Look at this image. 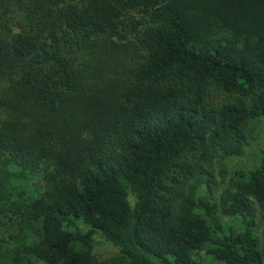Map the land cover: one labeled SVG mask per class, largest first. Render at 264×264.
I'll return each mask as SVG.
<instances>
[{
  "label": "trees",
  "instance_id": "trees-1",
  "mask_svg": "<svg viewBox=\"0 0 264 264\" xmlns=\"http://www.w3.org/2000/svg\"><path fill=\"white\" fill-rule=\"evenodd\" d=\"M263 119L264 0H0V264H264Z\"/></svg>",
  "mask_w": 264,
  "mask_h": 264
},
{
  "label": "rangeland",
  "instance_id": "rangeland-1",
  "mask_svg": "<svg viewBox=\"0 0 264 264\" xmlns=\"http://www.w3.org/2000/svg\"><path fill=\"white\" fill-rule=\"evenodd\" d=\"M264 151V119L257 130V137L252 140L251 144L248 146L246 155L242 158L233 159L232 165L242 166L254 164L256 158ZM133 201V198H132ZM98 256L105 257L108 254L106 247L104 245H98L96 248ZM223 264V263H222Z\"/></svg>",
  "mask_w": 264,
  "mask_h": 264
}]
</instances>
